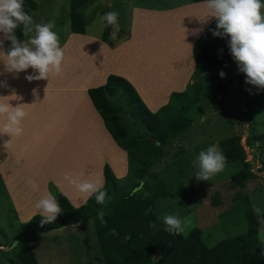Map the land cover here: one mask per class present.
Instances as JSON below:
<instances>
[{
    "label": "crops",
    "instance_id": "crops-1",
    "mask_svg": "<svg viewBox=\"0 0 264 264\" xmlns=\"http://www.w3.org/2000/svg\"><path fill=\"white\" fill-rule=\"evenodd\" d=\"M122 5L128 8L127 23L118 10L126 34L111 40L110 45L100 38L98 29L86 33L64 29V36L59 37L64 60L58 76L29 81L27 75L37 74L32 68L8 72L0 61V101L10 100L12 106L23 104L27 113L21 136L0 134V193L4 191L10 212L0 230H13L11 238L17 239L13 243H18L22 236L18 228L10 229L7 223L25 222L38 214L34 204L41 196L51 193V186L73 207L87 198L64 180L65 173L78 174L82 179H98L103 184L102 168L107 164L116 178L126 177V151L111 138L86 89L103 84L110 73L119 75L130 83L148 111H156L167 102L171 92L182 91L190 82L194 68L192 44L215 19L207 17L205 0H122V4H115L116 8ZM95 9L97 16L105 13L103 8ZM29 38L23 35L21 40ZM0 50H4L3 45ZM13 95L17 98L13 99ZM222 104L223 110L228 107ZM7 142L24 145L11 151L6 147ZM35 143L36 149L29 146V150L26 146ZM29 178L38 183V191L26 183ZM86 222L30 236L27 242L33 254L34 246H49L51 242L47 239L51 241L50 237L55 235H63L60 241L65 250L88 246V235L93 238L94 234L85 233L89 229L88 224L84 229ZM67 228L82 230L81 245L66 239L65 234L72 232Z\"/></svg>",
    "mask_w": 264,
    "mask_h": 264
},
{
    "label": "rangeland",
    "instance_id": "rangeland-1",
    "mask_svg": "<svg viewBox=\"0 0 264 264\" xmlns=\"http://www.w3.org/2000/svg\"><path fill=\"white\" fill-rule=\"evenodd\" d=\"M94 1L96 0L90 1L80 11L81 16L88 20V23L85 24V33L98 29V33L102 34L104 23H101L97 18L99 16L95 14L97 7L103 8V12H118L120 9L123 14L121 18L127 23V5L117 7L118 9L115 6L116 3L122 4V0H114V3L111 0ZM34 2L35 8L31 12L34 21L37 23L53 22L52 30L57 33L58 37L62 34L64 36V29H69L68 0H34ZM262 12H264L263 8ZM121 18L119 17L120 32L115 40L126 34L125 23H121ZM63 24L66 27L62 29ZM111 31L109 26L106 37L110 41L112 40L110 39ZM229 40V36H224L220 43L224 52L220 53L218 69L220 72L223 71L225 76L222 78L217 74L214 81L216 90H213L211 97L193 104L183 103L187 105L185 116L188 118L189 124L183 132L168 142H156L152 132H148L137 120L129 116V108L120 93L108 98L109 102L119 110L117 113L119 121L125 128L122 142L126 144L129 156L132 154L129 157V168L130 171H134L133 179L138 181V186L130 192L135 191V195L144 196L148 192L147 188L152 178L165 181L172 197L154 200L155 217L162 224L163 222L159 218L165 214L177 215L182 219L190 218L192 224L186 231L189 232L192 228H197L200 239L207 247L227 236L244 233L247 224L245 215L247 211L254 218L256 237L260 243L258 239L259 224L253 208L260 207L262 215H264V139L258 138V136L264 135V108L247 110L243 104V97L238 92V90L241 92L249 90L252 93L260 94L264 92V89L246 83V74L239 71L237 62L230 54ZM241 84H243V89L240 87ZM222 102L228 105L227 108H224L228 112L222 109ZM231 135H235L238 138V144L242 149L244 148L243 160L226 163L224 170L209 181L197 180L195 173L198 168L193 161L199 152L213 144L218 146L219 140ZM7 145L11 151H17L24 143L16 142ZM26 146L36 149L38 144H26ZM28 149L30 150V147ZM234 178H240L241 185L236 184L233 181ZM3 192L0 193L2 208H0V227L9 219L10 214L8 201ZM109 200L111 197H107L104 204ZM87 222L84 224V229L88 224L89 229L87 231L85 229V233L90 234V231L93 232L92 221L87 219ZM17 225H11V222L7 223L10 229H17ZM70 229L67 228V230ZM71 230L72 232L65 234L66 239L72 241L71 243L76 246L79 243L81 245L83 243L81 242L83 241L82 235H80L82 230ZM12 233L13 230H0V264H20L16 257L18 243H13L15 239L11 238ZM62 238H64L63 235L60 237L55 235L54 238L50 237L51 241L47 239V242H51L49 246L47 244L34 246L33 255L36 263L104 264L95 235L93 238L88 235V246L67 250L64 249L63 241H60ZM262 247L263 258L260 263H254L247 259L244 264H264V245ZM48 249L50 252L47 253Z\"/></svg>",
    "mask_w": 264,
    "mask_h": 264
},
{
    "label": "trees",
    "instance_id": "trees-1",
    "mask_svg": "<svg viewBox=\"0 0 264 264\" xmlns=\"http://www.w3.org/2000/svg\"><path fill=\"white\" fill-rule=\"evenodd\" d=\"M90 1L92 0H68V25L71 32L84 33L88 20L81 16L80 11ZM23 8L31 15L35 8L34 0H23ZM216 25L215 18L192 44L194 68L190 82L182 91L171 92L167 102L154 112L147 110L130 83L119 75L110 73L103 84L86 89L92 106L101 117L111 138L126 151L128 159L126 177L116 178L109 166L104 164L103 190L107 192L106 198L111 197V200L106 204H97L94 196L87 197L86 205L79 208L73 207L61 192L51 186V194L56 197L62 212L53 223L41 225L42 217L39 214H34L27 221L18 223L22 238L16 246V257L20 264H37L33 250L27 242L28 237L87 219L92 221L93 233L104 264H244L247 259L254 263L262 261L263 247L257 240L256 224L250 212L247 211L245 214L247 224L244 233L227 236L207 247L200 239L197 228H192L187 237L172 235L165 231L164 225L155 217L154 200L172 197L165 181L152 178L147 194L130 195V190L138 186V181L133 179L135 173L129 168V157L132 154L129 156L126 144L122 142L125 128L120 124L117 114L119 110L108 99L120 93L129 108V116L137 120L148 132H152L156 142H168L179 135L189 124L185 116L187 105L211 97L213 90H216L214 81L220 72L218 69L220 53L224 52L220 44L224 36L213 35ZM22 29V25L16 29L19 39H22ZM108 30L109 26L103 24L100 38L110 45L111 41L106 37ZM9 46L10 41L5 40L4 50ZM238 92L243 97V104L247 110L264 108V92L260 94L249 90L244 92L238 90ZM258 138L264 139V135ZM218 147L226 156V163L243 160L244 148L242 149L238 144L235 135L219 140ZM233 181L241 185L240 178H234ZM101 210L104 212L106 223H101L98 217V212ZM112 229H115L117 235L112 234ZM153 256L158 259L153 260Z\"/></svg>",
    "mask_w": 264,
    "mask_h": 264
},
{
    "label": "clouds",
    "instance_id": "clouds-1",
    "mask_svg": "<svg viewBox=\"0 0 264 264\" xmlns=\"http://www.w3.org/2000/svg\"><path fill=\"white\" fill-rule=\"evenodd\" d=\"M205 7L208 10L207 17H215L217 21L214 36H229L228 41L230 54L237 62L239 71L246 74V83L264 89V3L262 0H205ZM119 13L108 11L99 16L101 23L110 26V39L115 40L120 32ZM23 26V35L29 39L21 40L16 35V29ZM54 28L53 22L37 23L33 17L24 11L23 0H0V46L4 41H10L7 51L0 50V61H3L8 72L19 73L32 68L36 75H27L29 81L48 79L52 75H59L62 71L64 50L60 46L59 37ZM222 30V31H221ZM219 75L223 78L225 73ZM16 99L15 95L11 96ZM10 101V100H9ZM7 101H0V134H9L11 137H19L23 134L22 122L27 113L22 107L23 104L12 106ZM8 142L6 143L7 147ZM227 158L222 150L215 144L201 150L193 161L197 166L196 179L209 181L212 177L222 172L226 166ZM64 180L75 187L80 193L86 194L88 198L95 197L97 204H104L107 192L103 190L100 180L82 179L78 174L65 173ZM26 183L34 191L39 190L38 183L33 179H27ZM142 183V182H141ZM130 195H135L132 191ZM87 199L75 208L86 205ZM34 208L42 217L41 225L53 223L61 214L62 208L56 197L51 193L39 198ZM257 216L258 239L264 245V215L260 207L253 208ZM101 223L104 220L103 210L98 212ZM165 231L172 235L183 234L187 237L188 229L192 221L190 218H180L177 215L165 214L159 218ZM154 227L155 225H150ZM112 234L117 235L115 229ZM153 260L158 259L152 257Z\"/></svg>",
    "mask_w": 264,
    "mask_h": 264
}]
</instances>
